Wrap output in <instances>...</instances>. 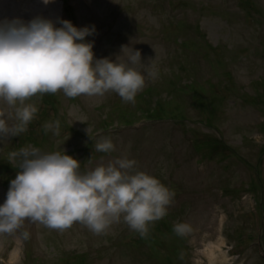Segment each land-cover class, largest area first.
Returning a JSON list of instances; mask_svg holds the SVG:
<instances>
[{
  "label": "rangeland",
  "instance_id": "1",
  "mask_svg": "<svg viewBox=\"0 0 264 264\" xmlns=\"http://www.w3.org/2000/svg\"><path fill=\"white\" fill-rule=\"evenodd\" d=\"M4 1L10 7V18H4H16L17 11L25 22L36 16L56 22L43 0H32L34 8L27 13L26 0ZM55 1L63 9L61 0ZM67 2L68 20L74 26L95 25V34L85 38L94 41L95 58L115 59L121 46H129L140 50L147 63L156 51L159 77L146 79L134 104L111 91L102 97L76 98L58 91L56 108L64 118L59 120L58 136L44 129L58 119L52 121L51 111L48 118L42 116V107L30 98L27 102L36 104L38 112L24 133L0 143V163H14L8 159L9 152L27 146L42 152L64 150L81 162V171L94 168L102 159L106 163L126 154L175 196L162 218L166 219L151 223L146 237L123 221L97 235L79 222L59 230L25 220L21 228L31 230L30 243L36 242L30 264H63L67 255L83 256L80 264H264L254 241L264 238L259 207L264 193L256 186V194L250 192L254 172L259 169L264 177V158L257 162L264 156V0H87V6L79 0ZM196 68H201L195 72L196 85L204 92L195 105L189 95L172 90L191 83L187 72ZM146 90L152 91L148 97L142 94ZM210 99L217 100L214 108ZM160 104L166 107L163 115H177L178 104L187 119L157 122L141 133L127 128L126 134L110 137L115 150L107 155L89 142L101 120L118 124L130 115L138 119L136 110L144 112ZM207 120L210 129L199 123ZM205 135L234 153L204 141L203 150L195 149L194 154L193 137ZM86 146L91 147L85 153ZM8 188L0 181V203ZM176 223H187L190 231L177 235ZM21 228L0 234V259L7 264H21L30 247L24 243L20 248ZM248 238H252L249 244Z\"/></svg>",
  "mask_w": 264,
  "mask_h": 264
},
{
  "label": "clouds",
  "instance_id": "2",
  "mask_svg": "<svg viewBox=\"0 0 264 264\" xmlns=\"http://www.w3.org/2000/svg\"><path fill=\"white\" fill-rule=\"evenodd\" d=\"M56 23L42 16L28 22L0 20V105H6L0 106V143L27 130L38 112L27 101L37 94L102 97L111 91L134 104L146 79L159 77L154 48L155 57L147 63L140 50L129 46H121L115 59L95 58L94 41L85 39L95 34V25L78 28L64 19H58L59 27ZM44 129L58 136L60 121L46 123ZM95 150L111 153L115 145L110 137H101ZM8 159L19 161V171L0 203V234L14 233L29 220L59 230L79 222L100 235L123 221L146 237L149 225L167 215L175 196L126 154L106 163L102 159L85 171L64 150L42 152L27 146L10 151ZM173 230L182 236L190 226L176 223ZM22 235L27 238L29 233Z\"/></svg>",
  "mask_w": 264,
  "mask_h": 264
},
{
  "label": "bare ground",
  "instance_id": "3",
  "mask_svg": "<svg viewBox=\"0 0 264 264\" xmlns=\"http://www.w3.org/2000/svg\"><path fill=\"white\" fill-rule=\"evenodd\" d=\"M34 4H33L32 0H26L24 11L27 13L29 10H32L31 7L33 6V8H34ZM9 10H10V7L8 6L7 2H5L4 0L3 1L0 0V19L1 18L5 19L4 17L10 18ZM19 13H21V12H19ZM19 13H17V11H15L16 18H21L20 17L21 14H19Z\"/></svg>",
  "mask_w": 264,
  "mask_h": 264
}]
</instances>
